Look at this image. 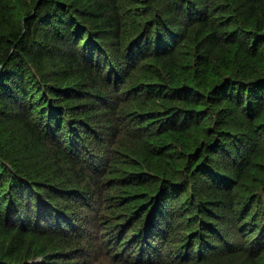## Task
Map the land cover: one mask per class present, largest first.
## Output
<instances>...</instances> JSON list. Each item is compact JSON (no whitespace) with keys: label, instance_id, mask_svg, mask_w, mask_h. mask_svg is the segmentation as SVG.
I'll return each mask as SVG.
<instances>
[{"label":"trees","instance_id":"obj_1","mask_svg":"<svg viewBox=\"0 0 264 264\" xmlns=\"http://www.w3.org/2000/svg\"><path fill=\"white\" fill-rule=\"evenodd\" d=\"M263 120L264 0H0V264H258Z\"/></svg>","mask_w":264,"mask_h":264},{"label":"rangeland","instance_id":"obj_2","mask_svg":"<svg viewBox=\"0 0 264 264\" xmlns=\"http://www.w3.org/2000/svg\"><path fill=\"white\" fill-rule=\"evenodd\" d=\"M227 31L228 32H230L231 30L229 29V28H227ZM227 31H226V33H227ZM225 34V33H224ZM49 62V61H48ZM51 63V62H50ZM50 69V68H49ZM223 106V108H226L228 111H230V112H233L234 111V113L232 114V116L230 117V120H236V119H239L240 118V116H241V114H240V108L239 109H235L236 107L235 106H232V105H229V96H227L226 97V100H224L220 105H219V107H218V109H221V107ZM181 118H179V120H180ZM226 119H228V118H226ZM263 123H262V125L264 124V120L262 121ZM198 126V125H197ZM199 126H202V125H199ZM196 128V126H192L191 127V129H190V131H188V132H186V134H183L184 135V137H185V139L184 138H182V140L180 141L181 142V144H182V146H183V149H186V150H188L187 149V144L188 143H190L191 142V136L193 135L192 133L195 131V130H197V128ZM196 132H198V133H200V135H202V132L201 131H196ZM202 137V136H201ZM259 138V137H258ZM262 138H264V137H262ZM152 140V139H151ZM186 140V141H185ZM130 142H134V141H130ZM134 143H136V142H134ZM160 143H162L161 141H160ZM264 143V142H263ZM181 152L180 151V147H179V145L176 147V149L174 148V149H170V152ZM133 160V162H138L139 163V161H137V159H132ZM258 160H259V158L255 161V163H254V165L252 166V168L251 169H249L248 170V177H245V176H243V179L241 180V183H242V185L244 186L243 187V189L241 190V191H239V193L237 194L239 197H238V200L239 201H242L243 199H242V196H246L247 195V193L248 192H245L246 190H249V189H251L252 187L251 186H253V184L256 182V181H261L262 180V177H263V180H264V163H262V162H260V164L258 163ZM119 165V164H118ZM117 165V166H118ZM114 166H116V165H114ZM133 167V166H132ZM130 167H128V166H123V165H120L119 167H118V170H120V171H123V170H126V169H129ZM136 168V167H135ZM135 168H133L132 170H137V169H135ZM152 169L154 170V171H156L155 170V167H153L152 166ZM45 173V172H44ZM121 173V172H120ZM158 173V172H157ZM198 177L200 178V179H205L206 177L207 178H210V176L209 175H207L206 174V172H204L203 170H200L199 172H198ZM257 176L259 177V176H261V178L260 179H255V178H257ZM117 178L115 179V182L118 184H116L117 186L114 188V190H113V192L115 193V195H120V196H122L123 198H126L127 197V193H131V191H132V187H130V186H124V181H125V178L124 177H121L120 175L118 176H116ZM135 180H138V179H136V178H134ZM142 181H144L145 180V178H143V179H141ZM141 180H138V181H141ZM135 182V181H134ZM123 183V185H120V184H122ZM127 183H128V181H127ZM150 183H154V182H150ZM141 188V187H140ZM112 197H113V195H111ZM189 199V198H188ZM187 199V194L186 195H182V197H180V202L181 201H187L188 200ZM244 202V203H243ZM243 202H240V204H242V205H244L245 203H247V200L246 201H243ZM94 204H98L97 203V201L96 202H94ZM132 201H127L126 203L124 202V205L121 207L122 209H124V214H128V213H130L131 212V206H132ZM187 207H192V208H194V205H192V203H189V205H187ZM106 208L107 207H105L104 206V208L102 207V210H103V212L101 213V214H104V212H106ZM237 213V212H236ZM106 215V214H105ZM100 218L102 219V218H104V216L102 215V216H100ZM188 219H190V217H188ZM231 225H233V222H229V221H227L226 220V223H223V226L224 227H227V226H231ZM131 227H132V225H131ZM110 228L109 227H107V228H104V230H103V233L101 232V230H100V228L98 229V234H99V239H96V242H94V241H92V244H93V246H97L98 245V248L101 246V244H103L102 242L104 241V240H106L107 238H108V230H109ZM127 230L128 229H130V225L126 228ZM125 229V230H126ZM126 232V231H125ZM73 233H75V234H77L75 231L73 232ZM127 234H126V236L128 237V236H130L131 235V233L128 231V232H126ZM247 235V234H246ZM253 238V237H252ZM247 239L248 240H250L251 239V237L249 236V237H247ZM255 239V238H254ZM230 240L232 241V242H235V240H234V237H230ZM102 241V242H101ZM252 241V240H251ZM129 249H128V251H126V254H128V252H130V250L131 249H135V247L133 248V246H129L128 247ZM31 251H32V249H31ZM37 251V250H36ZM35 251V252H36ZM98 254H100V253H96L95 255H98ZM126 254H125V256H126ZM95 255H93V256H91L90 257V261L92 262V264H110V261L108 260V256L106 257V258H104V257H102V256H95ZM128 255H130V254H128ZM34 257H36L35 259L36 260H41V258H42V256H35L34 255ZM239 256H237L236 254H234L233 256H226V257H223L222 259H218V263L217 264H239L240 263V261H241V259H239L238 258ZM98 259V260H97ZM103 259V260H102ZM92 260H95V261H92ZM100 260V261H99ZM30 261H34V259H31ZM239 261V262H238ZM255 262H257L258 264H264V252H262L261 254H259L257 257H256V260H255ZM209 264H214V262L212 263L211 261H210V263Z\"/></svg>","mask_w":264,"mask_h":264}]
</instances>
